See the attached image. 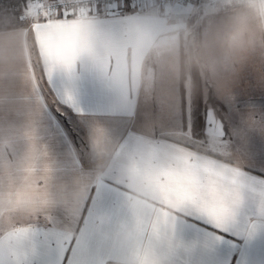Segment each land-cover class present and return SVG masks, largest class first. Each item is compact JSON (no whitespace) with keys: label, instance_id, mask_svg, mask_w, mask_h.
Returning a JSON list of instances; mask_svg holds the SVG:
<instances>
[{"label":"crops","instance_id":"0c3cea01","mask_svg":"<svg viewBox=\"0 0 264 264\" xmlns=\"http://www.w3.org/2000/svg\"><path fill=\"white\" fill-rule=\"evenodd\" d=\"M132 3L0 28V264H227L235 237L264 264V107L193 134L170 23Z\"/></svg>","mask_w":264,"mask_h":264},{"label":"rangeland","instance_id":"374dc122","mask_svg":"<svg viewBox=\"0 0 264 264\" xmlns=\"http://www.w3.org/2000/svg\"><path fill=\"white\" fill-rule=\"evenodd\" d=\"M26 5L30 6L27 2ZM137 5H143L146 9L152 7L155 16L170 23L173 41L171 55L159 54V64L162 69H178V72L180 66V73L182 64L180 85L185 86L192 85L191 68L195 65L201 83L200 103L204 104L207 112L212 108L220 117L225 107L239 101L248 103L251 109L264 107V27L258 20L252 21L250 40L243 49H228L224 44L228 21L244 10L236 0H193L186 9L179 6V0H148ZM21 12L25 13L23 10ZM128 12L106 14L113 17ZM23 22L19 20L18 13L13 16L0 8V28L19 26ZM176 80L161 79L164 84L173 86L178 85ZM252 111L253 117L259 116L258 111ZM157 112L158 115L168 113L176 116L179 110L172 108ZM191 122L193 128V119ZM192 133L198 134L196 131Z\"/></svg>","mask_w":264,"mask_h":264},{"label":"built area","instance_id":"2783aa9c","mask_svg":"<svg viewBox=\"0 0 264 264\" xmlns=\"http://www.w3.org/2000/svg\"><path fill=\"white\" fill-rule=\"evenodd\" d=\"M148 0H130L131 2H146ZM193 0H179V6L182 9H186L191 5ZM32 5L33 12L41 17L45 13L59 14L63 17L74 16L79 18H85L97 14L98 9L103 10L106 13L117 14L116 0H0V8L7 13L15 15L18 13L19 20L25 21L27 12V5ZM120 4L123 5V0H120ZM23 10L25 13H20Z\"/></svg>","mask_w":264,"mask_h":264},{"label":"clouds","instance_id":"9594fccd","mask_svg":"<svg viewBox=\"0 0 264 264\" xmlns=\"http://www.w3.org/2000/svg\"><path fill=\"white\" fill-rule=\"evenodd\" d=\"M243 11L234 14L225 28L224 44L228 49L243 47L249 42L252 21L258 20L264 27V0H236Z\"/></svg>","mask_w":264,"mask_h":264},{"label":"snow or ice","instance_id":"6c2138e0","mask_svg":"<svg viewBox=\"0 0 264 264\" xmlns=\"http://www.w3.org/2000/svg\"><path fill=\"white\" fill-rule=\"evenodd\" d=\"M129 2L130 0H123V5L120 4V0H116L117 3V9L119 12H128L131 11V8H129ZM223 107V105H221ZM207 110L203 106L202 103H197L193 113V130L196 132H199L205 127V119H206ZM52 115L57 119V121L61 124L64 128H70L71 125L68 122L67 118H61L60 113L56 112L55 110H52ZM140 120L143 119V117H139ZM97 195L101 197V203L103 204L105 199L110 195L105 189L100 188L97 191ZM48 227H52V225H48ZM228 234H226L227 236ZM243 242V243H241ZM246 241L243 237H235L231 241V253L233 254L232 260H227V264H233V260L235 261V264H238L240 255L243 251V248L246 247Z\"/></svg>","mask_w":264,"mask_h":264},{"label":"trees","instance_id":"16d2710c","mask_svg":"<svg viewBox=\"0 0 264 264\" xmlns=\"http://www.w3.org/2000/svg\"><path fill=\"white\" fill-rule=\"evenodd\" d=\"M10 28V27H7ZM34 56H37V53L34 51ZM191 78H192V98L194 106L199 102L200 103V96H201V83L199 72L196 66H192L191 68ZM183 72V65L181 64V73ZM183 86V85H180ZM211 101V100H210Z\"/></svg>","mask_w":264,"mask_h":264}]
</instances>
